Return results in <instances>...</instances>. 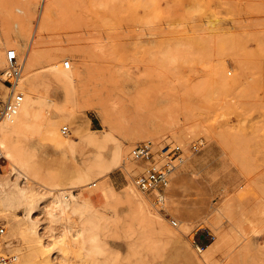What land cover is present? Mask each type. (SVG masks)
<instances>
[{
	"label": "rangeland",
	"instance_id": "rangeland-1",
	"mask_svg": "<svg viewBox=\"0 0 264 264\" xmlns=\"http://www.w3.org/2000/svg\"><path fill=\"white\" fill-rule=\"evenodd\" d=\"M34 1L37 17L54 0ZM4 40L0 55L15 48L27 58L29 35ZM44 42L61 68L69 61L84 74L71 85L46 59L39 65V118L22 136L28 167L39 174L20 176L0 154V258L10 264H264V0H62ZM102 107L119 123L115 140L83 141L106 130ZM61 108L72 116L58 115ZM47 120L56 122L61 139L69 129L73 149L52 145ZM147 142L182 149L163 210L136 186L165 163L133 160L132 150ZM117 143L127 152L114 161ZM15 182L27 189L24 195L11 191ZM131 191L175 239L162 238L157 224L132 221ZM60 192L79 211L71 207L51 219ZM88 232L99 240L92 254L82 242ZM209 245L204 256L198 247Z\"/></svg>",
	"mask_w": 264,
	"mask_h": 264
},
{
	"label": "bare ground",
	"instance_id": "bare-ground-1",
	"mask_svg": "<svg viewBox=\"0 0 264 264\" xmlns=\"http://www.w3.org/2000/svg\"><path fill=\"white\" fill-rule=\"evenodd\" d=\"M61 3L62 0H54L50 2L46 7H44L43 12L41 13L39 12L40 15L39 16L37 15L36 17L38 6H36V2L34 0H0V39L3 40L10 39L12 35L20 37L22 39L27 38L29 35V39H30L24 71L18 83V90L24 94V92L22 91L23 90L22 79L24 76L30 94H26V100L22 103L17 115H15L11 119H5L6 123L5 122L2 123V121L0 122V151H1L0 154L3 155L16 168L15 170L18 171L17 174H19L20 176H23V174L24 175L28 174L36 177V175L38 176L39 174L38 170L33 171L28 167L29 161L25 153L27 148H25V145L22 144V136L26 135L28 131H31L36 128V123L39 118L38 115L40 112L41 101L36 96V93L38 91L37 81H36L38 75L36 72L39 69V65L44 59H46L49 70L55 73L57 76H60L63 79H65L71 85H74V83H76L77 80L82 79L84 74L83 70L77 73L75 69L71 68V63L69 61L68 63H70V69L65 68L64 64L66 62L63 63V68H61L60 64L54 58V54H48L46 51L43 50V47L45 45L44 42L45 34L48 31L50 25L52 24V16L54 10L58 8ZM43 6H45V4ZM34 19L36 20V25L32 27ZM5 66H6V58L4 54H1L0 70L4 69ZM67 97L68 96H66V98ZM57 114L61 116H67V115L72 116V112L70 108L63 109L59 111ZM98 114L102 118L103 127L106 130L101 135L84 136L83 141L100 143V142L115 140L113 133L116 130H118L119 123L116 120L114 114L107 107H102L100 110H98ZM46 123L47 126L46 125L45 126L47 128V134L50 136L49 139L51 140L52 145L55 148H60L64 150L73 149V146L71 142L68 140L67 135L65 136L66 137L65 139H61L60 136L58 135V132L55 130L56 122H54L53 120L51 121L49 120ZM126 152L127 151L125 150L123 145L117 143L113 160L117 161V159L118 160L122 159V157L125 156ZM101 157H102V161H104V156L102 155ZM95 168L97 167L95 166ZM111 169L112 167L110 166L107 170H111ZM82 178L84 179L85 177L82 176ZM10 188L15 195L18 194L20 196L24 195V193L27 190L25 189L24 186L23 187L19 186L17 182L13 183V185H10ZM128 195H129V200L132 203L131 218L133 222H138V223L141 222L140 223L141 225L142 223L150 224V225L157 224V226L160 227L159 231H160V236L162 238L175 239L174 237L176 235L173 234L171 231L167 230L162 220H160L159 215H157V213L155 214L154 212H152L145 201L139 198L134 191H131ZM8 200H9L8 202H10L11 198H8ZM18 200L21 201L20 198ZM51 203H52L51 206L49 205L50 206L49 215L51 216L50 217L51 219L59 215L65 214L71 207L73 208V212L79 211L77 205H73V204L71 205L67 201L64 192H60V195L57 196ZM84 204L88 205L89 201L85 200ZM107 220L108 219L106 218L105 220L106 223L108 222ZM115 220H117V217ZM185 229L187 230V227ZM88 233L89 234H85L82 242L84 244V249H86V251H90L87 252L90 254L91 252L99 250V246H98L99 240L95 234L90 232ZM211 247L212 246L209 245L207 248L202 249L201 247H198V249L200 252L203 253L204 256H207ZM107 248L110 249V247ZM193 258H197V257H195V255L193 254ZM15 259L18 260L19 258H15ZM17 264H23V261L22 262L18 261Z\"/></svg>",
	"mask_w": 264,
	"mask_h": 264
},
{
	"label": "built area",
	"instance_id": "built-area-1",
	"mask_svg": "<svg viewBox=\"0 0 264 264\" xmlns=\"http://www.w3.org/2000/svg\"><path fill=\"white\" fill-rule=\"evenodd\" d=\"M46 0H41L44 4ZM6 66L0 70V87L6 89L5 92H0V122L5 119H11L19 112V109L24 102V94L18 90V83L22 77L26 58L18 54L14 48L8 49L5 54ZM66 69H70V63L66 62ZM7 96V97H6ZM64 135L70 133L65 127L62 130ZM198 146H194L197 150ZM182 149L180 146L166 145L161 150L153 142L137 146L132 150V158L135 161L150 162L155 165L157 158H163L165 163L162 167H152L148 172L136 180L137 188L144 194L153 195L154 206L163 210L164 190H166L171 181V175L176 166L174 162L181 155ZM171 223L177 226V222L171 219ZM5 229L0 226V235ZM11 258H0V264H10Z\"/></svg>",
	"mask_w": 264,
	"mask_h": 264
}]
</instances>
